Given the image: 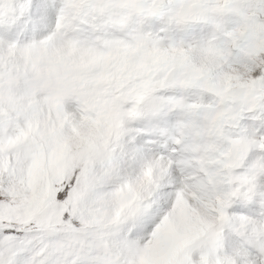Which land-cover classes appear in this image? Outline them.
Segmentation results:
<instances>
[{
    "label": "snow or ice",
    "instance_id": "snow-or-ice-1",
    "mask_svg": "<svg viewBox=\"0 0 264 264\" xmlns=\"http://www.w3.org/2000/svg\"><path fill=\"white\" fill-rule=\"evenodd\" d=\"M0 264H264V0H0Z\"/></svg>",
    "mask_w": 264,
    "mask_h": 264
}]
</instances>
